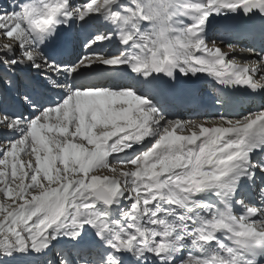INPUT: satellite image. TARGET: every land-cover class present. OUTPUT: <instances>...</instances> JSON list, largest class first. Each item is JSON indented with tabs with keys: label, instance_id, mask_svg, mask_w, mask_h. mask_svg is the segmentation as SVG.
<instances>
[{
	"label": "snow or ice",
	"instance_id": "snow-or-ice-1",
	"mask_svg": "<svg viewBox=\"0 0 264 264\" xmlns=\"http://www.w3.org/2000/svg\"><path fill=\"white\" fill-rule=\"evenodd\" d=\"M11 8H0V264H264V0ZM158 46L167 62L128 54ZM201 73L221 86L212 112L182 82ZM237 93L257 109L238 111ZM186 105L196 118H180Z\"/></svg>",
	"mask_w": 264,
	"mask_h": 264
},
{
	"label": "clouds",
	"instance_id": "clouds-1",
	"mask_svg": "<svg viewBox=\"0 0 264 264\" xmlns=\"http://www.w3.org/2000/svg\"><path fill=\"white\" fill-rule=\"evenodd\" d=\"M144 33L147 34L149 41H156V35L153 33V25L149 24L147 27L141 26ZM169 44L172 48H174V57L176 59H180L185 55L186 50L181 47H176V40H175V33L169 32ZM153 51H156L159 58L165 60L167 62L168 53L164 51V48L162 46H158L157 49H149V51L145 52L140 48H130L128 49V54L131 56H139L142 59L146 60L147 62L151 63L152 60V53Z\"/></svg>",
	"mask_w": 264,
	"mask_h": 264
},
{
	"label": "bare ground",
	"instance_id": "bare-ground-1",
	"mask_svg": "<svg viewBox=\"0 0 264 264\" xmlns=\"http://www.w3.org/2000/svg\"><path fill=\"white\" fill-rule=\"evenodd\" d=\"M18 1V0H17ZM16 1V2H17ZM82 2H84V0H74V3H77V4H79V3H82ZM121 2L122 3H125V4H128V3H130V0H121ZM11 4L12 3H9V5H8V7H10L11 6ZM101 23H103V21H101ZM225 51H227V49L225 48L224 49ZM105 51H115L114 49H108V50H105ZM238 59L240 60V58L238 57ZM240 62H242L241 60H240ZM162 75V74H161ZM201 78H206V77H209L206 73H201V74H198ZM183 81H186V84H184V86H187V87H190L191 85H193L196 81H197V79L194 77V78H192V80L191 81H187V78H182V82ZM205 91H207V93H211L213 96H216L219 92H218V90H215L213 87H207L206 89H205ZM252 110H254V109H252ZM181 113H182V115H181V117L180 118H182V119H192V118H196V117H194L193 115H192V112L189 110V109H187V110H185V111H181ZM199 118H201V119H206L207 118V116H201V117H199Z\"/></svg>",
	"mask_w": 264,
	"mask_h": 264
},
{
	"label": "rangeland",
	"instance_id": "rangeland-1",
	"mask_svg": "<svg viewBox=\"0 0 264 264\" xmlns=\"http://www.w3.org/2000/svg\"><path fill=\"white\" fill-rule=\"evenodd\" d=\"M4 5V4H3ZM5 6H6V3H5ZM11 11V10H10ZM7 41H5L2 33H0V45H2L3 43H5ZM7 85L5 83H3V81H0V93L4 92V91H7ZM103 171V170H102Z\"/></svg>",
	"mask_w": 264,
	"mask_h": 264
}]
</instances>
